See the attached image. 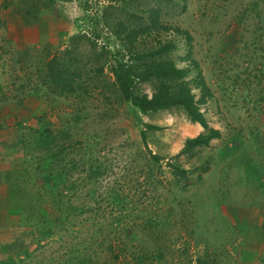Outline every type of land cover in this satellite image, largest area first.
Instances as JSON below:
<instances>
[{
    "label": "rangeland",
    "instance_id": "1",
    "mask_svg": "<svg viewBox=\"0 0 264 264\" xmlns=\"http://www.w3.org/2000/svg\"><path fill=\"white\" fill-rule=\"evenodd\" d=\"M252 1L0 0V160L15 157L9 149L12 122L28 124L34 111L56 131L69 128L73 142L82 141L75 150L86 145L115 171L123 165L137 171L135 113L111 73L115 55L125 54L114 22L125 19L135 27L141 3L159 7L162 23L191 34L190 55L211 91L202 110L221 131L210 145L173 159L202 127L179 107L141 115L159 127L147 131L144 150L164 158L162 198L173 207L164 228L168 237L160 243L169 251L164 264H194L207 249L219 253L220 264H264V246L257 241L264 228V0L260 19ZM170 35L162 31L159 37ZM53 54L81 71L78 95L45 87L39 72ZM187 54L185 41L178 40L171 57L184 66L191 63ZM136 90L150 94L153 84L138 83ZM167 161L188 169V178L173 176ZM140 239L144 248L156 247L155 236ZM50 244L43 249L47 256L58 250V243Z\"/></svg>",
    "mask_w": 264,
    "mask_h": 264
},
{
    "label": "trees",
    "instance_id": "2",
    "mask_svg": "<svg viewBox=\"0 0 264 264\" xmlns=\"http://www.w3.org/2000/svg\"><path fill=\"white\" fill-rule=\"evenodd\" d=\"M259 2L250 4L258 19ZM139 12L133 15L140 19L135 27L125 19L115 20L114 32L125 54L118 52L111 67L120 96L135 113L137 171L127 165L115 171L86 145L75 150V143L82 141L73 142L69 128L53 129L43 114L32 111L28 124L12 122L9 149L15 157L0 160V264H164L169 251L160 243L168 237L164 228L173 207L164 206L162 198L168 182L161 171L164 158L144 150L147 131L159 127L144 122L141 115L179 107L202 127L184 140L173 159L210 145L221 131L209 125L202 110L211 91L190 55L189 31L162 23L159 7L141 3ZM162 31L171 35L159 37ZM180 39L188 47L185 58L191 65L179 66L171 57ZM42 63L40 76L53 93L78 95L83 89L81 71L61 54L47 56ZM138 83H152V92L137 91ZM165 164L173 176L188 178V169L180 164ZM140 234L155 236L156 247L144 248ZM257 241L264 246V228ZM50 242L58 243V250L47 256L43 249ZM218 254L207 249L194 264H220Z\"/></svg>",
    "mask_w": 264,
    "mask_h": 264
}]
</instances>
